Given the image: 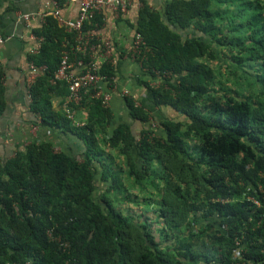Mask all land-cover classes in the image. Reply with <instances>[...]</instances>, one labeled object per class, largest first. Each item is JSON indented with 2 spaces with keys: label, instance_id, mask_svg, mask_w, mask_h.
Instances as JSON below:
<instances>
[{
  "label": "trees",
  "instance_id": "trees-1",
  "mask_svg": "<svg viewBox=\"0 0 264 264\" xmlns=\"http://www.w3.org/2000/svg\"><path fill=\"white\" fill-rule=\"evenodd\" d=\"M136 32L149 48L142 67L167 73L159 85L145 81L153 102L176 112L156 120L125 96L133 119L149 123L139 133L127 122L109 130L112 110L88 95L83 125L54 107L69 92L52 81L64 51L74 62L94 58L76 51L75 33L54 15L34 28L43 40L28 59L47 68L30 109L40 124L76 133L85 150L33 141L0 157V264H264V0H170L163 10L144 2ZM3 73L0 65V114ZM100 73L116 76L115 63ZM98 174L109 182L102 193ZM135 189L155 206L158 228L122 208Z\"/></svg>",
  "mask_w": 264,
  "mask_h": 264
},
{
  "label": "crops",
  "instance_id": "crops-1",
  "mask_svg": "<svg viewBox=\"0 0 264 264\" xmlns=\"http://www.w3.org/2000/svg\"><path fill=\"white\" fill-rule=\"evenodd\" d=\"M170 0H130L127 10L120 15L110 7H104L98 13V27L95 33L100 42L111 40L113 45L111 59L116 65V80L118 88L112 94V119L108 129L112 130L122 122L130 123L136 133L142 125L130 115L122 89H128L130 95L144 105L156 120L168 116H176V112L169 106L159 107L153 102V95L145 81L150 85L155 82L141 63L129 55L135 35L139 10L145 2L151 8L163 10ZM48 0H0V36L4 41L0 43V65L3 68L2 84L6 106L0 114V157H12L18 149L24 148L33 141H50L55 150L65 151L73 155H82L85 150L84 141L74 132L63 131L61 128H52L37 123L38 116L30 109L27 96L26 79L29 75V54L40 44L34 28L42 21L36 17L28 22L21 18L23 12H43L48 10ZM79 11V1H65L61 7L64 18H75ZM103 88L106 85L103 83ZM63 98L53 100L54 107L62 108ZM63 109V108H62ZM75 117L82 122L88 120L89 107L87 104H78L75 107ZM153 120V119H152ZM154 121V120H153ZM156 132H160L156 129ZM82 158V156H81ZM98 165V163L95 162ZM100 172V171H99ZM101 174L95 177L97 192L102 193L109 182L100 179Z\"/></svg>",
  "mask_w": 264,
  "mask_h": 264
},
{
  "label": "built area",
  "instance_id": "built-area-1",
  "mask_svg": "<svg viewBox=\"0 0 264 264\" xmlns=\"http://www.w3.org/2000/svg\"><path fill=\"white\" fill-rule=\"evenodd\" d=\"M66 1H79V11L75 18H64L61 15L62 4L59 0H48L49 8L43 12H23L21 18L26 22L39 17L41 21L48 14L54 15L59 23L66 28V30L75 33L76 51L81 53L83 56L90 55L94 60L87 64L82 58L76 62L70 60V52L65 50L62 56V60L58 70L55 72L52 79L53 82L57 80H65L69 92L66 95V99L63 102L62 108L70 118L74 125L80 126L82 122L75 117V107L81 104L84 97L88 95L91 98L99 99L104 107L111 106L112 94L118 88L117 80L115 76L110 78L100 73V67L103 62L109 60L112 61V43L111 40L105 39L101 43L96 42L98 39L97 34L94 31H84L83 26L86 21H91L96 14L100 13L104 7H110L114 10L115 15H120L125 12L130 4V0H66ZM37 36V35H36ZM40 41L43 37L37 36ZM4 41V38L0 36V43ZM41 46V42L32 53H38ZM149 48L144 45L143 37L140 33H136L133 44L128 51L129 55L134 59L144 58V52ZM142 64V63H141ZM46 65H36L33 61L29 62V75L26 79V91L29 101H32L31 88L36 78L41 74L42 71L46 70ZM155 82L152 85L156 86L161 83L163 75H167L165 72L162 74L159 70H155ZM103 83L106 88H103ZM121 93L123 96H129L128 89H122ZM135 103L140 104L135 100ZM37 114V113H36ZM37 123L32 126L37 127L41 122L39 114ZM151 128L156 126L155 122H150ZM255 202L258 203L257 200ZM60 240V238H56ZM67 246V243L63 244ZM243 251L238 249L236 251V257H242ZM72 264H77L73 262Z\"/></svg>",
  "mask_w": 264,
  "mask_h": 264
},
{
  "label": "rangeland",
  "instance_id": "rangeland-1",
  "mask_svg": "<svg viewBox=\"0 0 264 264\" xmlns=\"http://www.w3.org/2000/svg\"><path fill=\"white\" fill-rule=\"evenodd\" d=\"M222 72H223V76L222 78L225 79L226 75L228 74V70L225 69V67L222 68ZM229 84L230 86H234V84L232 83L233 79L232 76H229ZM138 189H135L134 191H136ZM149 191L152 190V187L150 189H148ZM139 196L137 195L133 201L129 202V201H123L121 206L122 208L125 209V213L127 214H131L137 218H140L142 216V213H146L150 216L153 217V222H154V227L155 229L158 228L159 226V221L157 218V212L155 211V206L152 205L151 203L147 202L144 198V193L140 192L139 190L137 191ZM133 195L135 196V194L133 193ZM99 194H96V197H98ZM116 202V201H115ZM154 234L156 235V237L159 240V236H158V231L156 230L154 232Z\"/></svg>",
  "mask_w": 264,
  "mask_h": 264
}]
</instances>
